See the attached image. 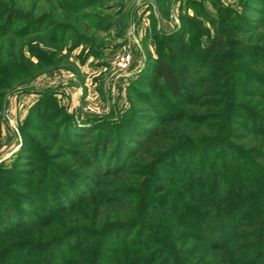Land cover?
<instances>
[{
    "label": "trees",
    "instance_id": "16d2710c",
    "mask_svg": "<svg viewBox=\"0 0 264 264\" xmlns=\"http://www.w3.org/2000/svg\"><path fill=\"white\" fill-rule=\"evenodd\" d=\"M260 2L263 6L256 10L264 16V0ZM60 6L73 9L62 3ZM8 8L0 1V37L18 32L12 29L16 26L14 16L19 13ZM209 20L214 26L213 34L202 55L194 57L188 51L189 60L182 62L172 58L169 51L159 49L155 59L147 61L145 81L139 79L137 83L144 82L157 100L153 105L150 97L143 96L144 101L154 110L162 106L163 110L155 116L142 117L130 111L116 119H88L89 125L81 127L62 107L43 106L46 93L32 107L36 117L43 116V124L62 116L53 124L56 136L74 147L71 155L86 172L78 167L65 182H48L45 165L36 181H32L29 175L27 180L20 177L15 161L10 166L0 164V230L5 225L10 227L5 228L4 236L48 224L57 214H61L63 225L41 242H12L8 249L17 255L9 264H34V254L46 256L41 264H84V255L79 251L94 236L98 238L94 250L85 255L95 254L97 261L89 256V264H101L102 260L106 264H172L174 260L184 264L187 259L179 258L184 254L195 258L193 263L185 264L264 262V131L230 116L228 108L233 97L226 102V90L231 70L226 67L216 71L213 67L214 56L220 58L225 50L230 52L232 45L235 60L248 54L255 56L263 73L236 77L237 85L245 89L235 90V94L258 97L264 102V45L244 38L231 41L214 17ZM32 21L36 25L26 33L41 32V23L32 18L29 24ZM238 22L247 32L262 30L258 41H264L263 19ZM38 51L37 47L31 49L41 60ZM25 63L21 56L17 61L0 62V88L11 81L9 75L22 74ZM165 94L176 101L169 102ZM252 116L264 120L257 113ZM234 124L241 125L243 132L234 133ZM235 136L242 141V147L232 143ZM23 137L29 139L27 135ZM31 141L29 147L32 144L31 150L37 155L42 151L38 146L45 151L54 149ZM134 158L137 161H132ZM176 158L180 159L178 164L181 162L175 166L180 178L175 185H169L161 180L160 172ZM234 162L238 164L232 166ZM132 165L138 167L133 174ZM11 184H19L30 192L19 191ZM102 185L112 188L101 189ZM157 200L170 207V225L155 215L148 225L144 203ZM160 230L161 236L170 230L167 240L157 236ZM184 238L197 239L199 243H193L186 251L177 250L171 243ZM74 253L76 256L72 257Z\"/></svg>",
    "mask_w": 264,
    "mask_h": 264
},
{
    "label": "rangeland",
    "instance_id": "374dc122",
    "mask_svg": "<svg viewBox=\"0 0 264 264\" xmlns=\"http://www.w3.org/2000/svg\"><path fill=\"white\" fill-rule=\"evenodd\" d=\"M0 1L5 2L7 7L19 13L14 16L16 26L12 29L18 32L0 37V62L17 61L20 56L26 62V68L22 74L9 75L11 81H6V86L0 88V164L10 166L15 161L20 177L26 180L31 177L32 181H36V177L39 176L45 165L48 166L50 179L48 182L51 180L65 182V179L69 178L70 174L78 167H80V171L86 172L82 164L76 162V158L71 155L74 147L69 143L62 142L61 136L60 138L56 136L53 124L58 119L62 120V116L43 124V116L38 118L36 113L31 110L43 97V94L47 95L43 106L45 104L47 108H51L53 104H56L62 107L73 122L81 127L89 125L88 119L96 121L116 119L130 111L134 114L138 113L137 115L142 117L155 116L163 110L162 106H157L154 110L150 103L144 101L146 96L151 98L153 105L157 100L144 82L139 84L137 81L139 79L145 81L146 76L143 70L147 61L155 59L159 49H163L165 52L169 51L172 58L182 62L189 60L188 51L194 57L202 55L204 47L207 45V39L213 34L214 26L209 20L211 16L217 20L218 26L225 31V35L231 41L244 38L253 43L264 45L263 40L258 41L262 30L250 28L251 30L247 32L242 23L238 22L239 19L248 18L264 20V16L258 14L256 10L263 6L260 0ZM60 3L73 9L62 8ZM32 18L41 23V32L26 33L36 25H33L34 21L29 24ZM22 28L23 30H21ZM241 29L243 32L238 34ZM167 38L180 50H175L166 40ZM33 47L39 49L38 52L42 54L41 60L32 54ZM234 49L232 45L231 48H228L231 53L225 50L223 56L220 55L219 58L218 55H215L213 61L216 71L221 68L225 70L226 67L231 70L230 75L232 76L226 90L228 93L226 102L233 97L231 107L228 108L231 110L230 116L236 121L264 131V120L259 121L252 116L254 113L264 116V102L258 97L235 94L236 91H240L239 89H245L243 86L237 85L236 77L254 72L262 74L263 71L259 69L255 56L251 54L235 60V56L232 54ZM122 54H130L131 60L125 68L120 69L115 63L118 56ZM143 96L145 97L143 98ZM165 98L169 102L176 101L168 94H165ZM246 116L248 120L245 118ZM151 125L155 126L156 124L152 123ZM233 127L234 133L243 132L241 125L234 124ZM23 135H27L29 139H25ZM234 139H231L234 145L243 146L237 136ZM31 140L43 143L45 149L50 146H53L54 149L45 151L43 147L38 146L42 150L38 154L41 156L39 157L32 152V144L29 147ZM68 150L69 152H67ZM176 159L177 162H175ZM176 159L168 161L167 168L160 172L161 180L167 181L169 185H175V182L180 178L178 167L175 166L180 165L181 162L178 164L180 159ZM132 161H137V158ZM220 161L222 162V160H218L219 163ZM237 164L238 162H234L232 166ZM130 168L132 174L138 171L136 165H132ZM35 170H37L35 174H32ZM31 175H34L33 178ZM12 187L19 191L30 192L29 189L22 188L19 184H13ZM100 188L110 189L112 187L102 185ZM41 191L43 190L41 189ZM161 203L159 200L153 204L144 203L147 209L146 213L149 215L148 225L154 215L160 217V222L166 221L168 225L171 224L172 211L169 206H164ZM48 213L46 214L48 215ZM60 215H55L48 224L16 230L9 236H4V233L10 227L5 225L4 228H1L0 236H4L0 238L1 264H9L15 259L17 252L8 249V245L12 242L21 239L41 242L62 229ZM166 231V234L161 236L160 230L157 236L167 240L170 230ZM97 239L94 236L82 245L79 252L84 255L82 257L84 264H89V256L97 261L95 254L85 255V252L91 253L94 250L93 246L97 243ZM187 239L171 243L177 250L183 251H186L193 243H199L197 239ZM82 250H85L84 253ZM42 255L34 254L32 256L34 264L43 263L46 256ZM188 255L179 256L180 259H187L184 264L190 261L193 263L195 259L194 256L188 258ZM74 256H76L75 253L72 257ZM103 262L102 260L101 264H106ZM172 264H177V262L174 260ZM258 264H264V262L260 261Z\"/></svg>",
    "mask_w": 264,
    "mask_h": 264
},
{
    "label": "built area",
    "instance_id": "2783aa9c",
    "mask_svg": "<svg viewBox=\"0 0 264 264\" xmlns=\"http://www.w3.org/2000/svg\"><path fill=\"white\" fill-rule=\"evenodd\" d=\"M131 60L130 54H122L116 59L117 68H125Z\"/></svg>",
    "mask_w": 264,
    "mask_h": 264
}]
</instances>
